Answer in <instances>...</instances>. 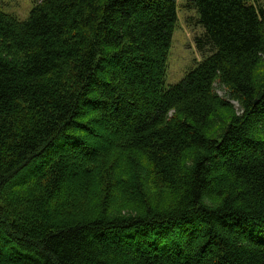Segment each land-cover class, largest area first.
Wrapping results in <instances>:
<instances>
[{"label": "trees", "instance_id": "obj_1", "mask_svg": "<svg viewBox=\"0 0 264 264\" xmlns=\"http://www.w3.org/2000/svg\"><path fill=\"white\" fill-rule=\"evenodd\" d=\"M187 6L169 86L178 0L0 8V264H264V4Z\"/></svg>", "mask_w": 264, "mask_h": 264}, {"label": "rangeland", "instance_id": "obj_2", "mask_svg": "<svg viewBox=\"0 0 264 264\" xmlns=\"http://www.w3.org/2000/svg\"><path fill=\"white\" fill-rule=\"evenodd\" d=\"M40 1L42 0H0V8L20 20H26ZM259 1L264 4V0ZM188 4L189 0H178V23L168 57L167 86L180 82L203 58L196 47V38L203 32L197 21L199 14L188 7ZM219 85H216L219 94L225 96L226 91Z\"/></svg>", "mask_w": 264, "mask_h": 264}]
</instances>
